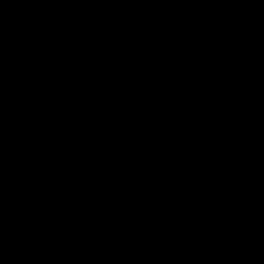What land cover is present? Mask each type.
Returning a JSON list of instances; mask_svg holds the SVG:
<instances>
[{"label": "water", "instance_id": "1", "mask_svg": "<svg viewBox=\"0 0 264 264\" xmlns=\"http://www.w3.org/2000/svg\"><path fill=\"white\" fill-rule=\"evenodd\" d=\"M0 264H264V0H0Z\"/></svg>", "mask_w": 264, "mask_h": 264}]
</instances>
